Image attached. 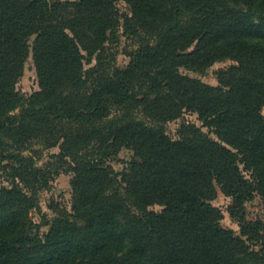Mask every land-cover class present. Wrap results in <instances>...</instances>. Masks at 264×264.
Returning a JSON list of instances; mask_svg holds the SVG:
<instances>
[{
    "label": "trees",
    "instance_id": "obj_1",
    "mask_svg": "<svg viewBox=\"0 0 264 264\" xmlns=\"http://www.w3.org/2000/svg\"><path fill=\"white\" fill-rule=\"evenodd\" d=\"M119 1L0 0V264H264V220L246 217L264 196V0ZM121 28L126 67L110 47ZM30 55L40 88L26 95ZM228 58L218 85L181 71ZM186 111L202 125L172 137ZM36 145L60 150L40 166ZM61 172L72 205L53 203L41 235L31 210Z\"/></svg>",
    "mask_w": 264,
    "mask_h": 264
},
{
    "label": "rangeland",
    "instance_id": "obj_2",
    "mask_svg": "<svg viewBox=\"0 0 264 264\" xmlns=\"http://www.w3.org/2000/svg\"><path fill=\"white\" fill-rule=\"evenodd\" d=\"M118 7L122 13L130 12V5L121 0L118 2ZM123 28H121L119 35L120 38L118 42L111 43V51H116V62L120 67H126L129 64L130 56L126 54L127 48H131L132 40L127 39L125 35L122 34ZM235 63L232 59H224L214 63L212 66L207 68L204 72L195 71L188 69L186 67H181V71L184 74H188L193 77L202 79L205 82L210 84L218 85L219 84V74L218 72L221 69H227L231 64ZM18 88L25 93L30 95L34 91L40 88L38 75L35 67V63L32 55H30L26 61L25 72L18 82ZM264 112V110H263ZM184 121L194 122L198 125H202V120L199 118L198 113L186 111L184 115L176 120H172L167 123L166 128L167 132L172 137L178 136V128L180 124ZM206 132H209L207 127L203 128ZM212 137H215V134L210 133ZM36 147L42 149V155L40 158H37V164L40 166L45 165L49 160L52 159L51 155L60 150L59 146L44 148L36 145ZM26 153L34 154L33 152L27 151ZM39 155V154H35ZM134 157V151L131 148L123 147L119 154L110 162L113 166L115 173L118 175V178H121V173L128 166L129 162ZM247 176L250 177L249 172H246ZM73 173L71 172H61L57 174L49 183V185L41 188L38 192L39 195V205L31 210L32 220L39 224V232L43 235L50 228L46 222L50 221L56 213L52 209L51 205L53 203H58L60 206L71 208L72 205V184L71 180ZM12 182V177L5 170H0V187L3 185H10ZM213 203L219 206L223 212L224 217L222 219V225L227 228H232L236 233H240V223L239 220L233 217L228 208L232 203V198L226 195L221 188L218 186V195L213 200ZM154 209L159 210L161 206L155 205ZM246 217L250 220L261 219L264 220V196L260 193H256L255 196L246 202ZM253 246L259 249L260 245Z\"/></svg>",
    "mask_w": 264,
    "mask_h": 264
}]
</instances>
